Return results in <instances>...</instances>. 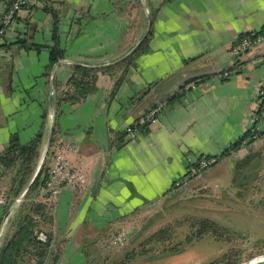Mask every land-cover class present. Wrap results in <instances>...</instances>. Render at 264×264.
<instances>
[{
	"label": "crops",
	"instance_id": "0c3cea01",
	"mask_svg": "<svg viewBox=\"0 0 264 264\" xmlns=\"http://www.w3.org/2000/svg\"><path fill=\"white\" fill-rule=\"evenodd\" d=\"M42 1L27 0L14 22L3 26L10 0H0V149L12 132L25 141L40 130V158L51 127L48 148L60 151L84 178L51 199L42 185L29 190L52 218L56 251L48 264H87L117 227L130 228L134 219L185 192L171 185L183 173L186 156L229 147L253 111L263 134L222 153L217 169L212 164L186 188L231 182L234 160L256 147L262 155L256 165L264 164V99L255 97L264 85V44L245 52L236 72L215 76L232 65L229 47L238 36L264 26V0H46L56 13L57 45L63 50L48 76L43 70L53 17ZM146 27V49L134 56L114 90L121 66L98 70L95 89L82 99L53 104L73 64L101 67L124 59ZM49 94L52 115L43 117ZM156 100L165 101L159 114L133 137L123 134ZM11 178L12 171L0 167L1 239L13 228L2 224L3 217L22 190L12 196Z\"/></svg>",
	"mask_w": 264,
	"mask_h": 264
},
{
	"label": "rangeland",
	"instance_id": "374dc122",
	"mask_svg": "<svg viewBox=\"0 0 264 264\" xmlns=\"http://www.w3.org/2000/svg\"><path fill=\"white\" fill-rule=\"evenodd\" d=\"M257 166L254 176L243 181L192 183L188 192H178L162 209L134 219L131 230L125 226L128 234L120 243L111 244L107 237L87 264H225L257 258L264 253V164ZM217 167L218 163L212 168ZM29 193L9 206L10 217L2 224L13 226L32 200ZM195 217L211 219L229 232L198 235L196 225H190V218ZM4 238L0 236V243ZM31 262L27 255L18 261Z\"/></svg>",
	"mask_w": 264,
	"mask_h": 264
},
{
	"label": "trees",
	"instance_id": "16d2710c",
	"mask_svg": "<svg viewBox=\"0 0 264 264\" xmlns=\"http://www.w3.org/2000/svg\"><path fill=\"white\" fill-rule=\"evenodd\" d=\"M11 2V0H10ZM43 8L50 10L53 17L51 44H49L48 61L44 66L43 74L48 76L51 65L60 57H62L63 50L57 45L56 37V13L50 8V5L43 0ZM25 4V3H24ZM23 4V5H24ZM264 30L262 26L258 33ZM244 34L241 33L238 38ZM148 34L140 41L134 51L126 56L124 59L110 65L101 67L88 66L83 64H73L71 72L64 83V87L60 88L53 96V104L58 102H74L82 99L85 95L95 89V78L98 70L109 72L116 66H121L122 71L118 78L113 83L112 90L118 85L122 78L123 71L133 64L134 56L146 49V39ZM20 44H26L24 39L17 40ZM41 44H34L38 48ZM264 95L261 99L263 101ZM41 115H47V109L43 108ZM257 137L263 134V131L257 130ZM123 134L125 132L123 131ZM52 136V135H51ZM41 137L40 130L36 131L31 137L25 141H20L17 134L12 132L7 140V144L0 149V167L2 171L11 170V194L16 196L26 183L32 169L34 162L39 153L38 145ZM52 139V137H51ZM245 139V140H244ZM252 142L253 138L249 137V132L243 131L242 135L229 145V149H237L243 142ZM228 150L225 151V153ZM261 148L250 149L246 154L234 160L231 171V182L243 181L253 177L256 170V160L261 158ZM42 168L39 167L33 179L26 188L24 195L31 189L43 184L41 177ZM173 185H171L172 187ZM6 207V206H5ZM4 207V208H5ZM190 225H196L195 231L198 235L211 232L213 234H222L229 232L226 226L216 224L208 218H190ZM159 231V230H158ZM157 231V232H158ZM40 233L43 237H40ZM52 218L47 211L46 204L40 200H30L25 205V209L14 221L13 228L9 234L0 243V264H19L23 255H27L31 259V264H44V258L52 241ZM55 257V250H52L49 256L50 261ZM232 260H227L225 264H231ZM235 261L234 264H238Z\"/></svg>",
	"mask_w": 264,
	"mask_h": 264
},
{
	"label": "built area",
	"instance_id": "2783aa9c",
	"mask_svg": "<svg viewBox=\"0 0 264 264\" xmlns=\"http://www.w3.org/2000/svg\"><path fill=\"white\" fill-rule=\"evenodd\" d=\"M27 0H11L8 7L4 10L1 17V24L3 26L11 25L16 17L18 10L23 6ZM264 44V30L258 33L244 34L237 38L229 47V53L232 58V65L230 67L223 68L215 73L217 78L227 77L230 74L236 72L239 69L238 59L247 52L254 45ZM264 95V85H259L255 92L256 101H260ZM164 100H156L151 106H149L143 113L133 118L127 123L123 131L130 138L133 137L139 130L144 129L148 122L153 120L157 114L164 108ZM259 129V117L256 111H253L249 116V123L245 127V131L249 132V137L256 140ZM245 140V139H244ZM48 149V150H47ZM229 150V147L222 149L217 153L204 154V153H191L185 158V168L183 173L176 177L172 185L174 188L181 189L188 192L186 188L191 180L197 177L201 171L214 164L222 153ZM46 153V155H45ZM43 158L41 160V177L43 180L42 186L46 192V198L51 199L54 197L61 187L71 186L73 184H80L83 182V176L74 169L65 158V156L58 150L46 148ZM23 195V194H22ZM21 195V196H22ZM15 197L17 201L20 197ZM3 219H6V214ZM128 234V228L120 226L114 230L108 238L111 244L120 243ZM40 237L43 235L40 233Z\"/></svg>",
	"mask_w": 264,
	"mask_h": 264
},
{
	"label": "water",
	"instance_id": "95a60500",
	"mask_svg": "<svg viewBox=\"0 0 264 264\" xmlns=\"http://www.w3.org/2000/svg\"><path fill=\"white\" fill-rule=\"evenodd\" d=\"M147 30H148V27H146V30H145L144 33L141 35V37H140V38L136 41V43H135V44H134V45L128 50V52H126V54H124V56L127 55V54H129L130 52L133 51V49L138 45V43L140 42V40L145 36ZM124 56H123V57H124ZM55 64H56V62H54V63L52 64V67L55 66ZM51 106H52V105H51V96H50V94H49V95H48V108H47V111H48V115H49V117H51V115H52V108H51ZM51 131H52V128L50 127L49 132H48L47 139H46L45 144H44L43 151L41 152V155H40V158H39V161H40V162H41V160H42V158H43V155H44V153H45V151H46V148H47V146H48V144H49L50 137H51ZM40 162H39V163H40ZM39 163L37 164L36 168H35L34 171L32 172L31 177H30V178L26 181V183L24 184V186H23L21 192H19V194L17 195V197L21 196V195L24 193V191L26 190V188L28 187L29 183L31 182V180L33 179L34 175L36 174V171H37L38 168H39V165H40ZM17 197H16V198H17ZM53 246H54V242H53V239H52V241H51V243H50V245H49V248H48V250H47V254H46L45 258H44V264H47L48 257H49V255H50L51 251L53 250ZM260 254L263 255L264 253H260ZM260 254H257V255H260ZM255 256H256V255H255ZM253 257H254V256H253ZM251 258H252V257H251ZM231 264H234V262L231 263ZM255 264H264V260H260V261L256 262Z\"/></svg>",
	"mask_w": 264,
	"mask_h": 264
},
{
	"label": "bare ground",
	"instance_id": "6f19581e",
	"mask_svg": "<svg viewBox=\"0 0 264 264\" xmlns=\"http://www.w3.org/2000/svg\"><path fill=\"white\" fill-rule=\"evenodd\" d=\"M260 256V257H259ZM257 258H255V259H253V258H251V259H249V260H247V261H245V262H240V263H238V264H255L256 262H258V261H260V260H264V254L263 255H259ZM253 259V260H252ZM251 260V261H250Z\"/></svg>",
	"mask_w": 264,
	"mask_h": 264
}]
</instances>
